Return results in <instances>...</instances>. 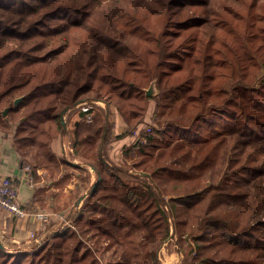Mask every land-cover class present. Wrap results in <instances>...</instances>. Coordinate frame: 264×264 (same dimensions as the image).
I'll list each match as a JSON object with an SVG mask.
<instances>
[{
	"label": "trees",
	"instance_id": "trees-1",
	"mask_svg": "<svg viewBox=\"0 0 264 264\" xmlns=\"http://www.w3.org/2000/svg\"><path fill=\"white\" fill-rule=\"evenodd\" d=\"M260 70L264 0H0V131L21 166L32 148L34 178L60 171L61 184L89 170L52 150L66 113L77 158L94 167L84 205L26 248L0 240V264H161L171 233L189 264H264ZM146 118L125 145L143 171L130 184L111 142ZM212 190L215 212L198 214Z\"/></svg>",
	"mask_w": 264,
	"mask_h": 264
},
{
	"label": "rangeland",
	"instance_id": "rangeland-1",
	"mask_svg": "<svg viewBox=\"0 0 264 264\" xmlns=\"http://www.w3.org/2000/svg\"><path fill=\"white\" fill-rule=\"evenodd\" d=\"M262 72V73H261ZM261 73V74H260ZM260 77H262V75H264V70H260ZM234 80L229 79L224 83V86L227 89H230L232 87V85L234 84ZM91 100H83L81 102H79V104L83 105L87 102H89ZM94 101V100H92ZM99 106H104V104L101 102L98 103ZM99 108V107H98ZM75 114V112H74ZM67 114L65 113L62 116V122L64 123V120H66L67 125L70 124L69 120L66 119ZM118 119H116V122L120 123V118L119 115H116ZM145 123L140 124V126H138L137 128V132H136V136H133L130 141L127 144H123V145H116L115 141H112L111 144V158L113 159V161H115L117 164H121L126 170L127 173L126 174H122L121 177L129 182L130 184H135L137 182V179L135 178V176H142V169L141 168H137L135 166H133V162L137 161L140 158V155L137 153V146H135L132 151H130L128 154H124L125 148H127L125 145H131L133 144V141L136 139L137 136L140 135L141 129L143 127H146L148 125L149 119L146 118L144 119ZM116 124L115 128L113 129V133H117L118 129L120 128L118 125ZM150 124V123H149ZM64 128V132L63 135H61L59 140L60 143V150L58 152V156L57 159L62 160V158L70 161V162H80L79 159L77 158L75 149L73 148L72 144H71V137L69 134L65 133L66 132V128L63 126ZM148 129V128H147ZM65 133V134H64ZM11 135V133H9ZM69 136L70 139V144L69 145L73 151H70L69 149H67V143H66V139ZM142 139H144L143 136H141ZM120 139V138H119ZM62 144H65V146H63ZM115 145V146H114ZM114 146V149H113ZM122 146V147H121ZM113 149V150H112ZM23 154L25 155V160L31 168V163H32V159H31V153L32 148H25L22 150ZM124 154V155H123ZM60 166L64 165V162L59 161ZM71 170V169H68ZM39 171V172H38ZM77 173V175H73L71 176L69 179H65L61 184H56L58 187L56 188V190L53 191H58V196L55 197V199L53 201H51V199L49 198V196L51 193H49L48 191L46 192H40V194L44 195V197L41 196V200L43 201L41 204V209L39 210L40 212H48L49 217H48V225L46 226V228H48L49 226L51 227H55L58 224H62L66 221H68V214L70 213V211L72 210V208L75 206L76 202H80L81 204H79V206L84 205L85 202H83V198L78 201V198L82 195V193L84 192V181L86 180L85 177L86 175L88 176L87 172H90L89 170H76L75 171ZM37 174L38 177L33 176V180L34 183L37 182L38 186L44 185L45 182H43L44 179H47L50 176H54L58 178L61 176V172L57 171L54 172L53 174H48L45 171H42V169H37ZM46 174V175H45ZM90 179L93 177L92 174H89ZM46 177V178H45ZM74 178V180L72 181L71 179ZM81 181H83L81 183ZM94 181V178L92 179V182ZM55 183H57L55 181ZM80 185V191L78 192V186ZM38 188V187H37ZM38 189L36 191V194L38 195L39 193ZM214 190L206 193V195L204 196V198L202 200H200L196 205H195V210L197 211L198 214L200 215H205L207 213L210 212H215L214 210ZM45 202V203H44ZM56 209V210H55ZM58 210V211H57ZM57 211V213L55 212ZM74 211V210H73ZM218 212V211H217ZM216 212V213H217ZM57 214H61L59 216H57ZM73 214V213H72ZM95 218H99L97 214L92 215ZM59 218V219H57ZM100 219V218H99ZM69 220H71V216L69 217ZM80 227H83V229L89 231L90 232H94L96 230L95 225L90 226L87 223H85L84 221L79 224ZM45 228V229H46ZM44 229V230H45ZM47 230V229H46ZM97 236V234H95L94 238ZM1 242H3V244L8 247V248H14L11 243L7 242L6 239L4 238H0ZM173 255V259L171 258ZM159 258L161 261V264H189L188 262V258L186 257L183 249L181 248V245L179 244V242H177V238L176 236H173V234L171 233V237H169L168 239H166V241L163 242V244L161 245V248L159 250Z\"/></svg>",
	"mask_w": 264,
	"mask_h": 264
},
{
	"label": "crops",
	"instance_id": "crops-1",
	"mask_svg": "<svg viewBox=\"0 0 264 264\" xmlns=\"http://www.w3.org/2000/svg\"><path fill=\"white\" fill-rule=\"evenodd\" d=\"M119 127L122 126V122L118 123ZM127 140H115L116 145H122ZM115 146V145H114ZM113 146V149H114ZM51 147L56 156H58V152L60 150V143L59 140L55 139L51 142ZM112 149V150H113ZM21 155L15 149V146L12 143L11 135L10 134H3L0 131V176L7 175L13 178H17L18 180V198L21 201L22 206L27 211H33V210H42L41 209V196L44 197V195L40 194L41 191H39L38 195L35 191H37L41 186H38L37 182H35L33 185H29L25 182V180L22 177V166H21ZM39 172V171H38ZM46 178V177H45ZM93 179V177L91 178ZM72 181L74 178L71 179ZM55 181H57V177H54L53 175L48 177L47 179H44V187L42 192L48 191L51 193L49 198L51 201L55 199V197L58 196V191L56 190L58 187L55 184ZM38 187V188H37ZM45 203V202H44ZM59 219V218H57ZM60 220V219H59ZM36 226V222L30 219L25 220H14L12 221L11 216L8 213H4L2 210H0V238L6 239L7 242L11 243V245L14 248H26L29 246L28 243V229ZM55 227H58L55 226ZM51 227V228H55ZM41 231V233L44 231ZM171 255V254H170ZM173 259V255H171Z\"/></svg>",
	"mask_w": 264,
	"mask_h": 264
},
{
	"label": "built area",
	"instance_id": "built-area-1",
	"mask_svg": "<svg viewBox=\"0 0 264 264\" xmlns=\"http://www.w3.org/2000/svg\"><path fill=\"white\" fill-rule=\"evenodd\" d=\"M94 103H100V101L94 100ZM83 110H86V107H82ZM86 120H90V116L86 115ZM64 127L67 129L68 125L66 120H64ZM147 128H150L148 126ZM67 149L73 151L72 148L69 146L70 139L69 136L66 139ZM65 146V144H62ZM22 177L25 182L29 185L34 184L33 180V173L31 171V167L26 163L22 165ZM0 208L5 213H8L11 217L16 220H33L36 222V226L28 229L29 239L28 243H31L37 239V230H44L48 225V212H40L39 210L36 211H27L21 204V201L18 198V180L17 178H13L7 175L0 176ZM63 224V223H62ZM58 224V226L62 225ZM56 228V227H55ZM46 230V229H45Z\"/></svg>",
	"mask_w": 264,
	"mask_h": 264
},
{
	"label": "water",
	"instance_id": "water-1",
	"mask_svg": "<svg viewBox=\"0 0 264 264\" xmlns=\"http://www.w3.org/2000/svg\"><path fill=\"white\" fill-rule=\"evenodd\" d=\"M146 93L147 94H150L151 93V87L147 88L146 90ZM20 98L17 97L14 99V102H17ZM6 111L4 110L3 113H5ZM75 164H78L79 166H86L91 172L94 171V167L92 165H89V164H85V163H82V162H76ZM98 178L92 183L91 187L89 188V190L93 189V187L96 185V183L98 182ZM88 193V190H85L83 192V194L78 198V201H80L82 199V197H84L85 195H87Z\"/></svg>",
	"mask_w": 264,
	"mask_h": 264
}]
</instances>
